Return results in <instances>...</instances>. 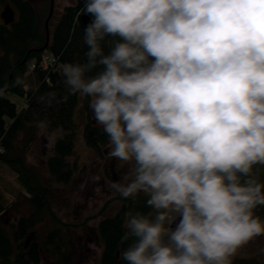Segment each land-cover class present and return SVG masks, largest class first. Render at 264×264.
Segmentation results:
<instances>
[{
    "label": "trees",
    "instance_id": "trees-1",
    "mask_svg": "<svg viewBox=\"0 0 264 264\" xmlns=\"http://www.w3.org/2000/svg\"><path fill=\"white\" fill-rule=\"evenodd\" d=\"M4 5L18 20L0 25V163L14 170L26 196L22 209L0 208V264H87L76 262L64 234L70 227L52 204L53 186L67 187L75 175V112L93 84L104 88L116 123L132 132L135 170L146 187L164 185L198 227L203 220L240 239L260 229L264 162L253 132L264 123V10L245 17L223 0H77L50 30L30 0H0ZM82 16L98 24L94 36ZM252 27L263 39L247 41L239 56L237 38ZM211 56L223 66L217 73L208 70ZM192 72L200 84L168 102L165 93ZM34 74L36 90L27 85ZM248 91L256 110L246 104ZM10 96L23 102L16 105ZM44 131L58 135L46 163L48 181L25 158L7 157L20 136L30 142ZM112 137L89 117L84 138L90 149L100 154ZM120 200L122 209L98 225L102 253L93 264H177L173 237L157 226V215H165L150 199ZM46 219L53 229L43 236L38 228ZM182 264L219 263L185 256Z\"/></svg>",
    "mask_w": 264,
    "mask_h": 264
},
{
    "label": "rangeland",
    "instance_id": "rangeland-1",
    "mask_svg": "<svg viewBox=\"0 0 264 264\" xmlns=\"http://www.w3.org/2000/svg\"><path fill=\"white\" fill-rule=\"evenodd\" d=\"M43 23L52 30L59 18L68 7L77 5V0H30ZM242 16L248 17L264 10V0H223ZM5 5L0 7V25L18 20V14L9 17ZM49 37V32H46ZM263 39L261 31L252 27L248 33L237 38L238 55L244 53L243 46L247 41L258 43ZM207 67L211 73H217L223 66L216 56L207 60ZM33 70V69H31ZM200 84L195 72L184 77L177 85L165 93V99L174 103L189 94ZM27 85L32 90L38 86L37 76L34 74L27 79ZM28 87V88H29ZM90 97L84 93L80 95L79 106L75 112L77 136L72 163L76 171L69 186H53L57 191L53 198V210L57 217L69 230L68 235L76 256V262L95 263L102 253V247L97 232L99 223L106 218H113L121 209L120 200L131 197L150 199L152 204L165 216L157 215V226L161 231L170 234L171 223L184 218L189 211L185 205L175 201L164 185L157 184L146 187L135 170V157L138 144L130 131L116 123L113 111L105 106L104 88L99 84L90 86ZM16 105L23 100L10 96ZM246 104L251 110L258 108V101L252 91L245 96ZM21 106L18 107V110ZM91 116L93 124L113 132L110 145L104 147L100 154L90 149L85 142V127ZM58 135L44 131L37 133L28 142L27 136H20L15 142V150L7 157L13 160L17 157L25 158L26 163L33 167L45 181H48L47 160L52 156L53 147ZM253 140L259 157L264 162V123L253 132ZM28 147L25 149V147ZM26 150V151H25ZM26 192L21 188L14 170L6 164L0 163V208L6 210L23 206ZM22 209V207H21ZM12 221V218L9 219ZM46 219L38 230L46 236L53 227ZM51 222V221H50ZM173 259L182 264L185 256L197 259L202 256L210 257L219 264H232L235 259L258 257L264 261V222L260 229L247 238L240 239L229 235L216 224L200 220L198 234L194 240L183 242L173 237L170 242Z\"/></svg>",
    "mask_w": 264,
    "mask_h": 264
},
{
    "label": "water",
    "instance_id": "water-1",
    "mask_svg": "<svg viewBox=\"0 0 264 264\" xmlns=\"http://www.w3.org/2000/svg\"><path fill=\"white\" fill-rule=\"evenodd\" d=\"M81 24L89 37L94 36L99 28L88 16L81 17ZM170 234L178 240L189 242L197 236L198 225L192 219L178 218L171 223Z\"/></svg>",
    "mask_w": 264,
    "mask_h": 264
},
{
    "label": "built area",
    "instance_id": "built-area-1",
    "mask_svg": "<svg viewBox=\"0 0 264 264\" xmlns=\"http://www.w3.org/2000/svg\"><path fill=\"white\" fill-rule=\"evenodd\" d=\"M44 62L50 66H54L57 63V60L55 58H53L52 56H45ZM32 69L34 70L35 67H33Z\"/></svg>",
    "mask_w": 264,
    "mask_h": 264
},
{
    "label": "flooded vegetation",
    "instance_id": "flooded-vegetation-1",
    "mask_svg": "<svg viewBox=\"0 0 264 264\" xmlns=\"http://www.w3.org/2000/svg\"><path fill=\"white\" fill-rule=\"evenodd\" d=\"M14 15V13H9V17L11 18V17H14L13 16ZM11 19H13V18H11ZM14 21V20H13ZM12 22V21H11Z\"/></svg>",
    "mask_w": 264,
    "mask_h": 264
}]
</instances>
